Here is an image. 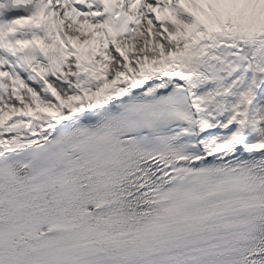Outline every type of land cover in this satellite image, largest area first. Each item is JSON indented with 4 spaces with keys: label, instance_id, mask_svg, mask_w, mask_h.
<instances>
[{
    "label": "snow or ice",
    "instance_id": "snow-or-ice-1",
    "mask_svg": "<svg viewBox=\"0 0 264 264\" xmlns=\"http://www.w3.org/2000/svg\"><path fill=\"white\" fill-rule=\"evenodd\" d=\"M0 264H264V0H0Z\"/></svg>",
    "mask_w": 264,
    "mask_h": 264
}]
</instances>
